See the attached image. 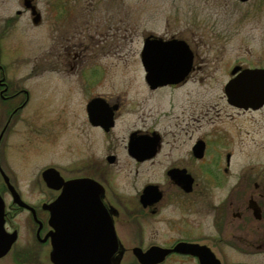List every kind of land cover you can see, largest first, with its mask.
I'll return each mask as SVG.
<instances>
[{
	"label": "flooded vegetation",
	"instance_id": "1",
	"mask_svg": "<svg viewBox=\"0 0 264 264\" xmlns=\"http://www.w3.org/2000/svg\"><path fill=\"white\" fill-rule=\"evenodd\" d=\"M21 3L24 8V0ZM32 3L36 5L35 0ZM23 11L29 12L33 27L41 23L39 11L36 24L30 10L25 7ZM21 13L15 11L16 15ZM11 21L7 19L0 35ZM106 27L110 33L101 38L109 35L116 39L117 34L125 44L127 24ZM62 35L50 46L48 52L55 59L47 68L78 75L81 99L86 98L78 115L79 128L96 141L94 148L102 153L98 157L93 152L90 163L83 166L103 188L101 201L117 238L118 264H264V72L236 87L237 94L249 93L256 98L250 104L229 101L225 91L243 68H264V63H234L231 69H224L216 97L202 83L211 78L212 71L198 69L193 51L192 68L179 69L173 75L174 82H149L142 66L134 72L137 83L123 80L128 71L113 82L110 78L119 72L112 69H77L98 55L100 41L94 32L80 24ZM106 46L114 51L120 48L117 39ZM29 99L30 91L18 82H9L5 67L0 65L1 152L8 144L7 133L15 117ZM94 100L90 117L87 106ZM244 126L251 129H244L243 134ZM124 170L133 176L132 193L125 192L114 178L123 179ZM142 175L147 177L138 183ZM0 177L5 231L0 232V246L7 236L14 237L0 256V264H53L54 229L47 205L56 200L59 190L48 187L41 177L48 193L28 201L8 176L26 204L20 205Z\"/></svg>",
	"mask_w": 264,
	"mask_h": 264
},
{
	"label": "rangeland",
	"instance_id": "2",
	"mask_svg": "<svg viewBox=\"0 0 264 264\" xmlns=\"http://www.w3.org/2000/svg\"><path fill=\"white\" fill-rule=\"evenodd\" d=\"M35 4L42 21L33 27L21 0H0V33L7 19H12L0 35V65L5 67L9 82H18L30 91L27 107L15 117L7 133L8 144L1 148L0 160L28 201L42 199L48 193L41 180L45 168L55 167L64 178L93 177L83 165L90 163L93 152L102 155L94 148L96 141L79 128L78 115L86 98L81 99L78 75L50 72L47 68L55 59L48 52L50 46L65 31L70 33L83 24L97 35V57L88 58L77 69H112L119 72L110 78L113 82L127 71L129 75L123 80L138 82L134 72L142 69L139 52L148 33L183 38L196 55L198 69L212 71L211 78L202 83L216 97L220 95L224 69H231L234 63H264V0H35ZM16 10L22 13L16 15ZM112 23L128 26L125 44L120 35L115 36L120 45L117 51L106 46L110 40L116 43V39L109 35L101 38L110 33L106 25ZM86 75L87 81L90 73ZM103 80L99 87L108 77ZM0 115L1 121V110ZM244 129L251 128L244 126L243 134ZM255 138L260 147L258 134ZM123 175V179L114 178L125 192L132 193L133 176L128 170ZM146 177L140 176L138 183ZM3 197L10 202L6 191Z\"/></svg>",
	"mask_w": 264,
	"mask_h": 264
},
{
	"label": "water",
	"instance_id": "3",
	"mask_svg": "<svg viewBox=\"0 0 264 264\" xmlns=\"http://www.w3.org/2000/svg\"><path fill=\"white\" fill-rule=\"evenodd\" d=\"M24 5L31 12L32 22L38 23L40 13L32 0H24ZM139 58L149 82L153 80L156 84H166L175 81L173 75L179 69L192 68L193 53L183 39L176 37L164 39L149 34L143 40ZM234 69H240V67ZM243 69L236 78L228 82L225 91L229 101L242 103L245 101L246 104H250L256 98L249 93L237 94L236 87L241 83H248L257 75H262L264 70L258 69L264 68ZM243 88L248 90L244 85ZM95 102L97 100L91 101L87 106L90 117L94 113L92 107ZM0 174L14 202L26 205L20 200L8 176L1 168ZM41 177L48 187L59 190L56 200L47 205L51 213L50 222L54 229L50 255L52 263L118 264V255H115L118 252V242L112 221L101 201L102 186L93 178L86 176L63 179L52 167L44 169ZM3 215L4 201L0 195V232L5 233ZM13 239V235L4 238L0 246V256L8 250ZM113 256L116 257L113 258Z\"/></svg>",
	"mask_w": 264,
	"mask_h": 264
}]
</instances>
